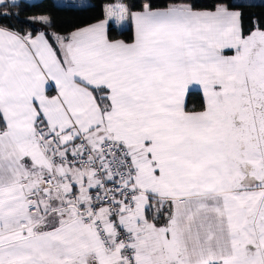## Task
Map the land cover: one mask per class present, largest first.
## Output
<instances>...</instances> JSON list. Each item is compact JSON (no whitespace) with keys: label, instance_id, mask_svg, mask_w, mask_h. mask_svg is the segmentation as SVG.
I'll list each match as a JSON object with an SVG mask.
<instances>
[{"label":"snow or ice","instance_id":"6c2138e0","mask_svg":"<svg viewBox=\"0 0 264 264\" xmlns=\"http://www.w3.org/2000/svg\"><path fill=\"white\" fill-rule=\"evenodd\" d=\"M0 264H264V0H0Z\"/></svg>","mask_w":264,"mask_h":264},{"label":"trees","instance_id":"16d2710c","mask_svg":"<svg viewBox=\"0 0 264 264\" xmlns=\"http://www.w3.org/2000/svg\"><path fill=\"white\" fill-rule=\"evenodd\" d=\"M247 11V10H246ZM23 18V17H22Z\"/></svg>","mask_w":264,"mask_h":264}]
</instances>
